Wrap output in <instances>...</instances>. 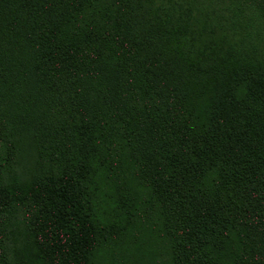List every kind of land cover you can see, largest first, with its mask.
<instances>
[{"label":"trees","instance_id":"16d2710c","mask_svg":"<svg viewBox=\"0 0 264 264\" xmlns=\"http://www.w3.org/2000/svg\"><path fill=\"white\" fill-rule=\"evenodd\" d=\"M0 264H264V0H0Z\"/></svg>","mask_w":264,"mask_h":264}]
</instances>
